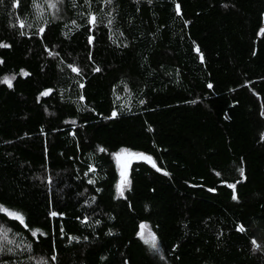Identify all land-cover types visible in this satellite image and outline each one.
Masks as SVG:
<instances>
[{"label":"trees","instance_id":"trees-1","mask_svg":"<svg viewBox=\"0 0 264 264\" xmlns=\"http://www.w3.org/2000/svg\"><path fill=\"white\" fill-rule=\"evenodd\" d=\"M262 29L264 0H0V264H264ZM121 149L151 158L123 195Z\"/></svg>","mask_w":264,"mask_h":264},{"label":"rangeland","instance_id":"rangeland-1","mask_svg":"<svg viewBox=\"0 0 264 264\" xmlns=\"http://www.w3.org/2000/svg\"><path fill=\"white\" fill-rule=\"evenodd\" d=\"M122 150H125V151L122 152ZM115 154H120L119 159H117L116 155H114V159H115L118 172H119V176H120L118 185H121V187L124 189L128 183V180H127L128 164L132 159H135L140 156L127 149H121ZM123 181H127L126 185L123 183ZM141 236H142L144 243L146 244V246L148 247L150 251H153V252L159 251V245L157 244V241H156V244H157L156 248H153L150 243L145 242L146 240L150 239V236H154L147 227H144V229L142 230Z\"/></svg>","mask_w":264,"mask_h":264},{"label":"snow or ice","instance_id":"snow-or-ice-1","mask_svg":"<svg viewBox=\"0 0 264 264\" xmlns=\"http://www.w3.org/2000/svg\"><path fill=\"white\" fill-rule=\"evenodd\" d=\"M177 12H179V5H177ZM95 21V17H93L92 18V22H94ZM21 26H23V24H21ZM41 31H43V29H41ZM262 31H264V29H262ZM91 39V38H90ZM0 47H7V45H3V44H0ZM197 51H199L198 49H197ZM201 59H203V57H201ZM73 71H77V69H75V68H73ZM22 75H25V76H27L28 75V73L27 72H23L22 71ZM12 79H14V77H12V78H9V77H4L3 78V81L2 82H4V83H7L8 85H9V87H11V80ZM209 87H211V85H209ZM48 93L47 92H45V93H42V95H47ZM113 115H115V113H113ZM101 151H103V149H100ZM123 151H125V150H122V152ZM114 155H116L117 156V159H119V155L120 154H114ZM141 158H144V159H147V160H151V158L150 157H144L143 156V154H138ZM153 166L155 167V164L153 163ZM91 170V169H90ZM158 171H159V169H157ZM241 174H243V170H241ZM123 183L126 185V183H127V181H123ZM229 187H235L234 185H229ZM117 191H118V194L119 195H123V188L121 187V185H117ZM236 197H235V195L233 196V199H235ZM0 208H2V206H0ZM10 215H12L14 218H16V219H20L21 220V222H23V217L22 216H20L18 213H9ZM52 215H56V213H52ZM145 226H141V228L143 229ZM39 231V229H37L36 230V232H38ZM239 231H244V228L243 227H240L239 228ZM36 232H33V235L35 236L36 235ZM146 243H150L151 244V246L153 247V248H156L157 247V244H156V240H155V237L154 236H150V239H148V240H146L145 241ZM253 243H255V242H253ZM53 259H54V257H53Z\"/></svg>","mask_w":264,"mask_h":264}]
</instances>
